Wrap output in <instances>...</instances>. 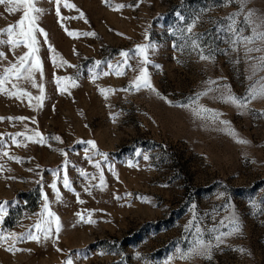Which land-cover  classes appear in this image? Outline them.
Here are the masks:
<instances>
[{"label": "rangeland", "instance_id": "rangeland-1", "mask_svg": "<svg viewBox=\"0 0 264 264\" xmlns=\"http://www.w3.org/2000/svg\"><path fill=\"white\" fill-rule=\"evenodd\" d=\"M37 6L43 99H18L41 93L15 74L0 85V264H264V99L227 100L264 77L239 42L264 0ZM22 15L0 5V31ZM27 51L0 44V76ZM142 67L156 92L130 87Z\"/></svg>", "mask_w": 264, "mask_h": 264}, {"label": "snow or ice", "instance_id": "snow-or-ice-1", "mask_svg": "<svg viewBox=\"0 0 264 264\" xmlns=\"http://www.w3.org/2000/svg\"><path fill=\"white\" fill-rule=\"evenodd\" d=\"M229 3H231V0H228ZM38 0H0V5H5L6 9L9 13H14L16 11H22L23 15L22 18L14 25H11L4 29L3 31H0V36H6L7 39H0V44H7L11 45L13 48H19L21 45H23L25 48L28 49V51L18 57H16V62L12 63L10 66L5 67L3 72V76H0V85H3L7 82H9L11 76L15 74V77L18 81H25L30 83L32 88H38L41 95L32 97L30 93L27 91L21 92L20 96L17 98L22 97H28L29 101L35 99L38 103L42 101L43 99V93H44V86L42 84H38L35 80V74L37 72L40 73L41 78H43V67L41 63V59L37 56V53L39 51V41L37 40V33H40L45 40H47V33L39 27L38 25V18L40 15L43 14V9L37 6ZM243 6L247 7V0H242ZM57 4V16H60L59 12V4L60 0H56ZM65 7H71L70 5L65 4ZM120 7H123L121 5ZM235 20V17H233ZM246 22L248 23L249 28L252 30V34L249 36H244L239 41L240 43H243L246 47V53H253V52H259L262 53V55L258 58V63L256 65H253V74L255 75L257 72V69L259 71H264V15H259L255 13L253 10H248L246 13ZM67 31V30H66ZM190 31V29H189ZM238 31V30H234ZM69 36H72V32H67ZM51 51H55V49L51 48ZM137 53L143 56V64L148 63L147 58V47H140L137 50ZM122 57H125L127 59L128 53L122 52ZM201 59H210V57L201 55ZM250 59H256L250 57ZM54 66L55 67H62L63 63L61 64H55V58H54ZM118 75L122 73H117ZM60 81L57 80L58 87L60 86ZM215 83V82H210ZM19 85H17L18 87ZM130 87H134L137 91L140 89H148L149 91L156 92L154 87L152 86L148 72L145 68H141L139 71V75L134 79L132 85ZM61 91L64 89L61 88ZM219 90V89H217ZM0 91H4L2 87H0ZM127 91V89H125ZM209 91H213V89H209ZM159 95V93H156ZM207 93H204L203 95H206ZM11 95V93H10ZM257 98L264 99V77H261L260 80L256 82L252 87H250L248 96L246 98H239L234 95H232L231 90H227V100L239 107H244L250 100H255ZM202 111H207V109H202ZM222 123H227L225 121H221ZM233 134L234 133H230ZM37 137H39V142L44 143L45 138L40 136V134L37 132L35 133ZM29 139H31L29 137ZM58 139V138H56ZM239 143H248L246 140H238ZM93 147L95 145L93 144ZM7 155V153H4ZM96 167H99V164L96 165ZM101 180V186L103 185V177H100ZM54 191L57 192V195L59 194L58 189L56 188V185L53 184L51 186ZM64 187H69V181L67 177H64ZM45 201H47V197H45ZM45 215L47 217H51V219H45ZM55 223L56 228L55 231L58 234L60 231V220L59 217L56 216L53 212L49 210L47 202L44 204V213L41 217V223L36 225V230L40 233H42L44 239H50L52 228L51 224ZM239 231V229H237ZM28 239L37 240L39 241L40 236L34 234L33 232H29V235L27 237ZM219 243H223L224 241L222 239L218 238ZM59 250V249H58ZM207 246H202L198 249H193L192 255H201L204 252H207ZM242 251V250H241ZM69 264L71 262L69 261Z\"/></svg>", "mask_w": 264, "mask_h": 264}]
</instances>
